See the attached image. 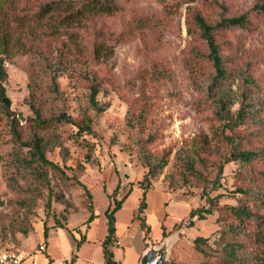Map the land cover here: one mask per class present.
Listing matches in <instances>:
<instances>
[{
  "label": "rangeland",
  "instance_id": "rangeland-1",
  "mask_svg": "<svg viewBox=\"0 0 264 264\" xmlns=\"http://www.w3.org/2000/svg\"><path fill=\"white\" fill-rule=\"evenodd\" d=\"M255 3L119 0L114 14L55 24L28 52L6 60L3 85L11 106L8 111L0 103V248L35 253L45 224L51 234L55 216L65 226L93 203L77 181L91 192L108 167L125 164L141 180L148 176L150 189L189 200L195 208L208 206L206 195L235 205L239 186L264 187V176L253 180L251 168L241 171L231 161L226 139L235 136L242 150L264 154V24L252 15L248 29L218 35L227 77L217 87L208 46L194 20L200 13L216 23L251 12ZM107 32L111 53L98 63L93 47ZM93 84L106 111L90 107ZM242 104L251 112L244 125L229 126L220 118L222 108L235 119ZM35 111L45 119L66 114L75 124L38 130ZM9 112L25 141L36 132L47 142L46 157L59 170L34 162L29 148L15 143ZM77 123L87 124L90 132ZM254 170L264 171V160ZM218 217L217 212L192 227L187 219L166 231L176 237L167 264L222 263L226 245L241 238L228 232L232 220Z\"/></svg>",
  "mask_w": 264,
  "mask_h": 264
},
{
  "label": "trees",
  "instance_id": "trees-1",
  "mask_svg": "<svg viewBox=\"0 0 264 264\" xmlns=\"http://www.w3.org/2000/svg\"><path fill=\"white\" fill-rule=\"evenodd\" d=\"M118 4L119 0H0V103L10 111L11 101L3 85L7 78V72L4 67L6 60H11L19 54L28 52L32 49V45L35 46V40L39 39L40 34L49 35L53 32L55 24L67 26L66 24L69 22H77L80 18L89 19L104 15L110 16L117 11ZM252 15H254L253 17H260L264 24V0H256L251 12L236 17L224 18L216 23L208 22L200 13L194 15L195 23L201 31V37L208 46V58L212 62L215 71L213 78V84L215 86L220 87L227 77L225 59L218 41V35L234 29H248L252 22ZM104 34L105 41L101 40L93 47V58L98 63L108 58V56L105 57L107 52L109 55L111 53V46L108 47L106 43L107 36H109L107 40L111 39V33L107 32ZM28 44L31 45L28 46ZM4 56L5 58H3ZM90 91V107L97 112L106 111L107 106L100 105L97 100L99 86L93 84ZM220 102L223 108L226 107L224 97L221 98ZM221 110L222 108L218 111V114L222 120L230 124L229 126L235 125L237 127L244 125L249 120V116H251L249 104L241 105L235 119L229 114L223 115ZM35 114L36 117L33 120V125L38 130H48L62 123L75 124L73 117L66 114L49 119L43 118L38 111H35ZM9 120L15 143L21 147L29 148L34 162L59 170V167L46 157L47 142L36 132L30 139L25 141L19 121L11 112H9ZM77 125L83 132H90V127L87 124L77 123ZM226 139L231 145V161L239 163L241 171L251 168L247 172L250 177L253 180L258 181L259 179L261 181L264 176V171L254 170V165L264 160V154L253 150H242L235 136H226ZM25 162L27 163V161ZM220 172L222 173V169ZM77 182L83 188L88 198L92 199V194L87 186L80 181ZM139 185L143 189V195L140 206L135 214V219L140 221L142 229L150 237L151 228L144 217V212L147 207V192L150 189L149 177L146 176L139 182ZM235 193L240 195L235 205H221L219 202L220 195L214 198L206 195L208 206L195 208L191 211L188 218L190 222L189 226H194L197 221H205L208 216H213L218 212V219L220 221L232 220L228 232L235 233L241 238V241L238 243H228L226 245V258L220 264H258L259 260L264 259V187L260 185V188L251 191L248 188L239 186ZM117 194L118 189L115 190L112 197H116ZM127 197L128 194L121 200H115L114 207L107 212L109 220L108 235L102 242L106 264H119L115 261L113 252L118 242L116 213L122 208V204ZM51 204L52 198H50L47 204L48 213L50 212ZM88 210L91 216L84 224H90L96 217L93 203L89 204ZM54 219L56 228H65L60 223L59 216H55ZM182 223L178 225H182ZM49 236V229L45 224L44 244H47ZM166 236L168 234L164 229L163 237ZM201 240V237L196 239V241ZM79 246L80 242L78 243ZM76 259L77 256L74 255L69 264H74Z\"/></svg>",
  "mask_w": 264,
  "mask_h": 264
},
{
  "label": "crops",
  "instance_id": "crops-1",
  "mask_svg": "<svg viewBox=\"0 0 264 264\" xmlns=\"http://www.w3.org/2000/svg\"><path fill=\"white\" fill-rule=\"evenodd\" d=\"M140 181L137 172L134 173L125 164L108 167L97 187L91 191L96 215L94 220L84 224L91 216L87 209L80 215L71 216L65 228H55L51 232L46 251L33 253L23 264H69L74 255L77 256L74 264H106L102 242L108 235L107 212L114 207L115 200L123 198L124 192H127L128 197L116 213L118 242L113 249L114 257L119 264H139L148 247V240L154 244L161 243L164 229L169 232L187 220L195 209L189 200L178 199L174 194L159 188L149 189L144 212L151 228L150 237L147 236L140 221L135 219L143 195ZM117 189L118 194L112 197Z\"/></svg>",
  "mask_w": 264,
  "mask_h": 264
},
{
  "label": "water",
  "instance_id": "water-1",
  "mask_svg": "<svg viewBox=\"0 0 264 264\" xmlns=\"http://www.w3.org/2000/svg\"><path fill=\"white\" fill-rule=\"evenodd\" d=\"M175 236L164 237L161 243L154 244L148 240L139 264H167L170 260Z\"/></svg>",
  "mask_w": 264,
  "mask_h": 264
},
{
  "label": "built area",
  "instance_id": "built-area-1",
  "mask_svg": "<svg viewBox=\"0 0 264 264\" xmlns=\"http://www.w3.org/2000/svg\"><path fill=\"white\" fill-rule=\"evenodd\" d=\"M45 251L46 244L42 243L36 250V253H44ZM32 256L33 254L30 255L25 254L24 252L0 249V264H23L26 259Z\"/></svg>",
  "mask_w": 264,
  "mask_h": 264
}]
</instances>
